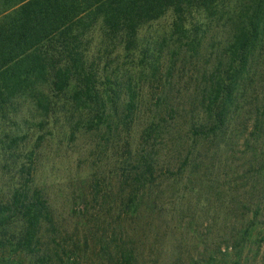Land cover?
Wrapping results in <instances>:
<instances>
[{
	"label": "trees",
	"instance_id": "1",
	"mask_svg": "<svg viewBox=\"0 0 264 264\" xmlns=\"http://www.w3.org/2000/svg\"><path fill=\"white\" fill-rule=\"evenodd\" d=\"M0 264H264V0H0Z\"/></svg>",
	"mask_w": 264,
	"mask_h": 264
}]
</instances>
